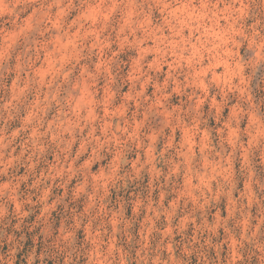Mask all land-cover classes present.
I'll return each instance as SVG.
<instances>
[{
    "label": "rangeland",
    "instance_id": "rangeland-1",
    "mask_svg": "<svg viewBox=\"0 0 264 264\" xmlns=\"http://www.w3.org/2000/svg\"><path fill=\"white\" fill-rule=\"evenodd\" d=\"M0 264H264V0H0Z\"/></svg>",
    "mask_w": 264,
    "mask_h": 264
}]
</instances>
